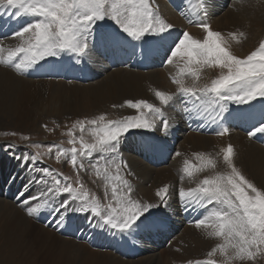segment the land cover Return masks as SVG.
<instances>
[{
    "label": "snow or ice",
    "instance_id": "6c2138e0",
    "mask_svg": "<svg viewBox=\"0 0 264 264\" xmlns=\"http://www.w3.org/2000/svg\"><path fill=\"white\" fill-rule=\"evenodd\" d=\"M212 7L213 0H206L204 16L196 21L189 19L190 24L203 29L206 38L196 39L187 30L179 31L166 46L168 55L163 64L179 69L172 81L177 85L178 96L192 105L184 111L194 114L201 123L209 120V125L219 128L215 134L223 135L228 131L225 125L230 106L251 104L258 98L264 100V42L246 58L233 55L229 50V40L222 33L213 31L207 22ZM5 15L10 18L7 23L20 18L30 20L10 37L0 39V64L22 74L50 58L75 57V63L82 64L94 53L98 42L97 25L106 21L115 24L128 41L137 45L146 44L149 38L159 39L171 34L175 27L161 18L154 0H0V18ZM15 38L22 41L18 47L6 48L3 45L4 39ZM232 38L235 39V34ZM118 47L115 41L101 43L102 49ZM206 66L219 68L221 74L210 83L201 85V72ZM189 79L191 83H187ZM155 95L165 106L173 99L163 91H157ZM127 106L140 115L111 121L106 120L105 115L77 120L68 132L72 147L67 151L77 179L81 170H94L95 175L106 182L103 202L84 190L82 183L77 188L73 186L75 181L66 176L57 178L59 174L54 175L49 168H32V172L43 174L42 177H29L35 184L45 186L42 196L53 198L61 193L67 194L59 203V208L63 209L58 217L60 223L66 224L70 213L91 215L100 227H107L113 235L121 237L135 234L142 226L163 227L162 222L153 221L147 225L145 222L149 221L154 210L167 207L169 189L164 187L155 193L159 198L157 203H142L136 199L133 185L126 178L133 173L127 161L122 159L119 146L131 129L145 132L162 129V135L169 136L172 134L171 126L161 108L152 103L128 101ZM143 109L159 114L161 125L157 127L155 122H148ZM88 127L92 128L91 141L85 140ZM77 130L79 136L75 134ZM258 131L264 133V126ZM141 143L145 150L151 149L150 143ZM54 147L48 146L47 153L51 154ZM64 154L58 149L56 160ZM94 154H97L95 158ZM233 154V147L228 146L223 156L226 173L210 175L198 186L178 191L184 210L197 214V219L192 221L195 227L206 229L209 237L220 241L208 252L209 258L203 264H234L236 261L243 264L264 252V191L241 173L234 163ZM197 159L203 161L205 158L198 155ZM20 160L21 163L31 161L35 165L42 161V154L23 155ZM206 167L215 169L216 162L208 159L206 164L202 163L197 168L186 160L184 170L191 178L194 172H202ZM47 177H51L54 183L49 185ZM39 199L34 195L20 201L21 205H27V215L33 216L44 207L43 203L32 206ZM217 254L221 256L220 260L213 259Z\"/></svg>",
    "mask_w": 264,
    "mask_h": 264
},
{
    "label": "rangeland",
    "instance_id": "374dc122",
    "mask_svg": "<svg viewBox=\"0 0 264 264\" xmlns=\"http://www.w3.org/2000/svg\"><path fill=\"white\" fill-rule=\"evenodd\" d=\"M166 1L170 2V0H166ZM171 1H172V3H174V5L172 6V8L168 9L170 11H168V10L165 11V10H163V7H164L163 2H161L159 0H154L155 5H158V12H159L161 18L162 19L164 18L167 22H171L175 26L173 29V32L171 34H165L164 37L159 38L162 40H159L158 43L165 44L166 46L169 45V43H171V38L177 36L179 34V31H182V30H187L196 39L206 38V33H204L202 28L196 27V26H194V24H190L189 21L185 20L186 19L185 18V12H184L185 10H182L180 15L178 14L179 9H177V6H176V1H178V0H171ZM189 1L190 0H179V3L181 5H185V4H187V2L189 3ZM253 1L254 0H213V2L217 5H213V7L211 9V13L209 14V18H207V22H210L211 29L213 31H218V32L222 33L224 38L228 39L229 42L232 41L230 43V49L229 50L231 51V53L233 55L237 56L238 58H246L247 55H249L252 51L258 50L259 45L262 42H264V23L259 24L257 26L258 29H255L251 33L252 41L250 42V40H249V45L252 44V46H248V44L245 40V36L240 35L239 29L228 27V25L230 26L232 24L233 20L226 18V15L228 13H233L235 11V9H233V8H236V6L238 4L240 5V8H239V10H240L244 5L253 4L254 3ZM200 3H201V5H200ZM193 6H194V11L198 12V17L196 18V20H199L201 17L204 16L203 15L204 13L202 14V12H201L202 10H200V9H201V7L203 8V10L206 9V1L197 0V4L196 5L193 4ZM237 11H238V8H237ZM182 12H184V13H182ZM171 13L177 19L179 18L178 19L179 21L183 19L181 21L182 23L180 22V24H179V23L173 22L171 19V16H169V14H171ZM237 14L240 15L239 12L236 13V16H238ZM187 19L189 20V18H187ZM191 20L196 21L192 17H191ZM245 27H246V24H244L243 28H245ZM191 28L196 30V32H192ZM225 29L226 30L228 29L227 32ZM110 30H114L115 32H118L119 34H122L119 32V29L116 27L115 24H113L111 21H106V22H103V23H100L97 25V29H96L97 37L100 38L103 33L109 32ZM231 32H233L235 34V39L232 38ZM3 38H5V37L0 33V39H3ZM149 39L158 40L156 38H149ZM4 40H7V39H4ZM242 40H243L244 45H242V46L237 45V44H240V42ZM4 43L5 42H3V44ZM5 47L6 48H15L16 45L12 43L11 45L8 44V46L5 45ZM99 51L101 53V56L97 55V53L94 52L89 57L90 59L87 58L88 63L85 62L86 60L84 61V63L87 65H84L83 63L79 64L80 67L87 66L89 68V71L91 72V73L88 72V75H87V73H85V72H87L86 67L83 68L82 70L78 69L79 72L86 74L85 76H87V77H85L84 79H87L88 81L85 80V82L75 81V79H77L76 77H74V78L68 77V78H65L66 80H64V81L56 80V78L59 77V76H57V75H59V73L56 74L57 67H58V65L55 64L56 58H50L49 60L42 63L45 66L47 65V68L45 69V71L52 72V76L47 77V76L43 75V76H45V78H47L49 80V82H55V83L63 82L64 84L61 86H59V85L54 86V84H52L51 89H47V92L45 93V96L43 97V99H42V101L38 107L40 109L39 111H41V112H39L36 119L31 121L30 123L28 120H24V119L19 120L18 117H16L14 114L15 113V106H14V104L12 105V101L6 99L4 94H3L4 97L1 96V94H0V183L2 185L0 187V190L3 189L4 191H6V190L10 189V191H11L10 196H9L10 198L7 196H4V194H3V195H0V200L10 201L16 207H18L21 211H26L27 205H21L20 201L22 199H25V198H30L34 195L40 197V199L38 201L33 202L32 206H36L37 203H43L44 207L40 208L37 213L33 214V216L28 215L29 218H31V221L36 223L39 228H41L43 230L46 229L49 232L51 231V233H55V234H57L63 238H66L67 240H71V237L68 236V234H67L68 229L66 231V234H67L66 236L61 234L60 226L62 223H60V220H56L58 217L61 216V213L63 212V209L59 208V203L61 200L64 199L65 195H67V194L61 193V194H58L57 197H53V198H48V197L42 196L41 193H42V190L45 186L35 184L34 181H30L29 177H30V175L34 176V177H42L43 174L40 172H32L31 171L32 168L33 167L49 168V169L53 170L54 175L59 174L57 176V178H62V177L66 176L69 178L70 181H75L73 186L77 187V188L79 187L80 183H82L84 185V190L88 191L91 196L96 197L103 202L104 188H105L106 182L101 177H97L95 175L94 170H92L90 168H88L86 170H81V172L79 173V178L77 179L76 172H75L73 166L71 165V162L69 159L70 152L67 151L72 147V145L69 143V140L71 138L68 136V132L71 130L72 125L77 120L95 119V118H98L100 115H105L106 120H109V121L120 120V119H124L126 117H129V116H139L140 112H138L135 109L129 108L127 106V102H125L123 105H118V104H116V102H110V101L108 102V100H107L108 96L110 97L113 95L109 91H107V92L105 91V93H100V94L95 93V94H97V98L99 97L97 99L98 104L97 103L96 104H89L88 102L86 103L85 93H72L74 95V98L70 99V101L72 102V105L70 104L68 106L65 105L63 102H61V104L62 103L64 104L63 106H58V104H53V102L51 101L50 98H54V95H57L58 91H63V90L72 91L76 87V86H74L75 84H77V86L81 85L82 87L89 85L88 87H90V86H94L96 84L98 85V82L99 83H106L110 79L109 78L110 75H112L116 72L130 71V72H134V73H139V72L143 73L144 72V73L152 74V73H155L157 71L159 72L162 70H166L167 67L169 68V65H167V64H165L163 68L156 66L154 69H148V70H144V71L131 69L128 66H118L116 64L107 67L105 65V64H107V61H105V60H103V62L101 61L103 50L100 49ZM115 52L116 51L113 50L111 53L115 54ZM97 56L99 57V60H98ZM66 66L70 67L69 64ZM170 66L173 67L172 65H170ZM0 68L3 70H6V71L8 70L7 74L11 75L15 80H20V81L23 80V81L27 82V80L34 81L36 78L35 76L34 77H26L25 76L26 73L22 74L21 72H18L13 68H10L8 65L0 64ZM41 68L43 69L42 65H37L36 73L39 72V74H40V71L42 70ZM92 68H95V69H92ZM100 68L103 69L102 70L103 72L101 71ZM220 74H221V70L219 68L206 66L203 68V70L201 72V80L199 81V83L201 85L208 84L211 82L212 79L218 78ZM173 93L175 94V95H173V97L174 96L175 97L171 102V105L173 106L172 111L175 115L178 114L177 118L181 119L182 125L181 124L180 125L182 126V128H181L182 130H180L179 133H178V131L175 132L176 133L175 136H177L178 139L173 140V141H175V144L172 147L173 152H172V157H171L169 162H167V163H165V165H161L159 167L153 166L155 163L161 164L162 152H161L160 146H161V142H163L162 139L166 140V143L173 142L172 140H169V138H165V136L162 135V129H161V131H159L160 133L157 131L145 132V130L131 129L126 134L127 139H125V141L119 146V151L122 154V159L127 161L128 166H129L128 157H135L136 159H138L141 162V164H144V166L152 168L153 171L154 170L159 171L162 169H171V173L173 174L174 180H165L166 182L163 181L162 182L163 184L161 183V185L164 187L168 186L169 193L166 196V199L168 200V202H171L170 200L174 199V197H175L174 195H176V193L180 189L185 190L184 189L185 184L187 186H190L194 183L192 180H190L192 177L189 178L187 176V173L184 170L186 160L191 164L196 163V165L199 167L202 163L206 164L208 159H212L215 162H217L218 160L219 161L221 160L220 162H223L222 156L225 154L224 149L221 151V150L216 149V148L215 149L211 148L212 150L210 149L207 151L206 147H203V148L202 147H200V148L194 147V149L188 148V150H187L188 152L184 151V149L188 143L186 141L187 137L191 133L196 132V127L193 125V127L191 128L189 123L185 122L187 115L190 113L185 112L184 109L191 107V104H188V102H185L184 100H182L181 97L178 98L179 96H177V93L175 91ZM133 94L134 93H132L128 97H131ZM110 98H112V97H110ZM126 100H128V99H126ZM258 100H260V98H258L256 101H258ZM252 102L255 103V101H252ZM80 103L82 105L79 106ZM174 103H175V105H174ZM245 105H239V106L244 107ZM121 109H123L125 112L122 113ZM142 111L144 114H146V115L148 114L147 116H145V118L148 122H154L152 119L158 121L159 123L162 122V118L160 120H157L154 116H152L151 112L148 113L147 109H143ZM46 112H48V113H46ZM49 112H51L52 114H49ZM42 113H44V114H42ZM125 114H126V116H125ZM153 114L155 115V113H153ZM149 115H151L152 117ZM183 115L185 117H183ZM156 116L158 117L159 115H156ZM164 117H166V116H164ZM182 117H183L184 121L182 120ZM263 117H264V115L262 116V118ZM198 121L200 122L199 119H198ZM203 123L209 124V120L206 119V120H204ZM45 125H46V127H45ZM229 126H228V128L230 130L231 136L228 137L226 135V133L224 134V136L227 139H229V143H228L229 146L233 147V150H234L233 160H234L236 167L241 171V173L248 180L252 181L257 186L258 189H260L261 191H264V187L261 186V184H259V182H257L247 172V170H245L242 167L241 163L239 162V159H238L239 157L237 154L238 149L235 146V140L233 138V137L237 136L238 134H242V136L244 134L246 136H250V134H252V131H251V133H248L249 130L236 129L238 127H236L234 129V128H231ZM217 129L219 130V128H217ZM177 130H178V128H177ZM75 134L77 136L80 135L78 130L76 131ZM200 135H202V134H200ZM154 136H157V137L153 138ZM202 136H209V137L213 138L212 140H214V137L219 136V135H216V134L214 135V133H210L208 135H202ZM24 137H28V139L26 140V139H24ZM222 137H223V135H221V139L217 138V139H219L218 142H223ZM263 137H264V134H263ZM137 138H138L137 142L134 143V140H136ZM151 138H153V139H151ZM92 139H93L92 128L88 127L85 130V140L91 141ZM149 139H150V141H149ZM250 140H252L254 142L258 141L257 143L264 147V138H262L259 141L258 137H252V138H250ZM142 141H146V142L150 143L151 149L145 150V148L143 147V145L141 143ZM214 142H216V140H214ZM128 144H129V147H126ZM37 145H39L40 147H37ZM50 145H55V147L53 148V152L51 154H48L47 148ZM58 149L63 150L65 152V154L61 156L60 160H56V158H55V153ZM193 150H195V151H193ZM213 150L215 151V153L218 151V153H216V154L213 153ZM37 152L42 154V161L36 162L35 165H33V163L31 161H29L27 163H21V160H20L21 156H23V155L31 156V155H35ZM177 152L178 153L184 152V157H183L184 159H182L180 162L178 161L179 162L178 164H175L174 160L176 158H178V156L175 155V153H177ZM138 153L142 155L141 158L138 156ZM96 155L97 154H94L93 158H95ZM198 155H202L205 159L203 161L196 159ZM221 167H223V169L220 168V169H217L216 171H215V169L212 170L211 167H206L204 171H206L207 173L205 175L199 174L200 177L197 178V180H199V183H201L202 178L203 177L205 178V176L208 177L210 175L224 174L228 171L225 168L224 162H223V165ZM216 168H217V164H216ZM177 170H178V172H177ZM175 171L177 173H179L178 177H177L178 178L177 182L175 180L176 174H177ZM162 174L157 172L156 176H162ZM154 177H155V175H154ZM126 178L133 185V189H134L133 190V196L136 199L140 200L142 203H151V202L154 203L155 201L159 202V198H158V200H156L157 196L155 197L154 194L161 189V187H162L161 185L154 188L155 184L153 185V182H148L149 180L148 181L143 180V182H142V180H139L140 182L138 184V189H137V183H135V181L137 180V177H135V175L133 174L131 176L126 175ZM47 179L49 181V185L54 183V181L52 180L51 177H47ZM185 179H187V181H185ZM168 181H171V182H168ZM174 182H176V183H174ZM182 182L184 184L182 186H180V183H182ZM3 184H7V185H3ZM19 184L20 185H27L28 190H27V188H26V190L20 188L22 186H19ZM144 184L146 185L147 188H149V189L152 188L154 190V192L152 190V197H150V198L144 197L143 198L141 196L140 191H139V187L141 185H144ZM196 186H198V185H196ZM196 186H193V187H196ZM175 189L178 191H175ZM22 190H23V196H21L19 194L20 192H18V191H22ZM49 205H50V207H49ZM174 205H175L174 208L178 210L177 212L180 215L179 210L183 209L181 203L180 202L174 203ZM51 207H53V208L51 209ZM167 209H168V206L160 208V209H156V213H158V212L160 213L162 211L164 212ZM48 211H52L50 213L53 214L54 216H53V222L50 219H48L46 221V223H47L46 224L44 222H41V216L43 214H47ZM156 213L152 212L150 216L155 215ZM51 214H49V215H51ZM69 215H70V219L67 221L68 225H72V224L74 225L77 223L78 228H79V226H82V228H83V230L73 231V233H75L81 237V240H77V241L75 240L74 241L72 239L71 241H74L77 244L83 243V244L87 245L88 248H90L91 250H94V251H99V252L100 251L101 252L102 251H109V252H113V253L115 252L114 250L107 249V247H103L98 242V239L101 237V233H100L101 231L104 232L106 230V232L110 233V231L107 229V227H103V228L100 227L99 223L96 222V220L91 215H85V216H87V218L85 219V222L87 224L86 226H83V224L80 220L77 222L75 215H71V214H69ZM79 215H84V214H79ZM88 217H92V220L89 219ZM182 219L184 220V218H182ZM193 220H195L194 216H190L189 213L185 211V221L180 222V226L185 227V228H183L181 231L178 230L176 232L169 231L170 236L171 235H173V236L170 237V239L167 241V243L164 244L162 247H161V245L163 243L156 244L158 246L154 249V251H151L150 253L148 252L145 255V257L150 258V257H152V255H154V254L157 255L161 250L165 249L164 251L166 252V254L168 256V259L171 260V264H173V263L176 264L175 263L176 261L173 260V258L176 256V253L185 254L184 258H186L187 264H189V262H191V264L192 263L197 264V262H200V264H203V262L209 258L207 255L208 252L211 251V249L213 247H215L216 244L219 243L220 241L217 238L209 237L207 235L206 229L201 228L202 229L201 232H200V229H196L195 226L192 225V224H194V223H192ZM71 221H72V224H71ZM92 223H94L97 226L98 231H94L92 229V225H91ZM187 225H191V227H187ZM195 231H196V233H194ZM197 231L199 232V234ZM184 232L189 234V235L186 236ZM93 235H97V237H95ZM115 237L119 241H123V240L127 239V238H125V239L121 240V236L118 234L115 235ZM68 238H70V239H68ZM199 239H202L205 242V245H204L205 247H199L195 244ZM172 243H175V245H176L175 248H177L176 250H175V248H169L170 247L169 245H171ZM191 244H192V246H190ZM142 245H145V244H142ZM193 245H195L197 247H195V246L193 247ZM150 246L154 247L155 245L150 244ZM191 247H193L194 249H196V248H199V250L201 249L199 251L198 255L196 254L197 257L192 251L194 249ZM62 248L63 247H58V248L54 247L53 248L50 246H46V245L38 243L35 240L23 241L18 236L17 237L13 236L11 233L5 234L0 229V264H112L111 261L103 260L102 258H100L98 256H90L89 254H86L87 255L86 258H82L79 255H74L72 253L66 252V251L62 250ZM115 253L117 254V252H115ZM142 256L143 255H137L135 258H131V260H137L140 257L142 258ZM192 257H195V259ZM213 259L220 260L221 256L219 254H217V256L213 257ZM133 262H135V264H138L137 262H139V261H133ZM184 262L185 261H182L181 263H184ZM143 264H146V262H143ZM234 264H241V262L236 261V262H234ZM243 264H264V252L258 253L254 260L245 261V262H243Z\"/></svg>",
    "mask_w": 264,
    "mask_h": 264
},
{
    "label": "bare ground",
    "instance_id": "6f19581e",
    "mask_svg": "<svg viewBox=\"0 0 264 264\" xmlns=\"http://www.w3.org/2000/svg\"><path fill=\"white\" fill-rule=\"evenodd\" d=\"M159 1L163 2V6H164L163 10H165V11L168 10L169 8H172V6L174 5V3H172L171 0H170V2H167L166 0H164V1L163 0H159ZM253 2H254L253 4L250 3L252 6L251 5H244L240 10H239L240 5L238 4L236 6V8H233V9H235V11L233 13H228V14L226 13L227 14L226 18L233 20L232 24L230 26L228 25V27L229 28L232 27V28L239 29L240 30V35L242 33L243 34L242 36H245V40H246L248 46H252V44L249 45V40H250V42L252 41L251 33L255 29H258L257 26L259 24L264 23V0H254ZM193 4L196 5L197 1L194 2ZM237 8H238V11H237ZM168 11H170V10H168ZM201 12L203 14V13H205V10H202ZM238 12H239L240 15H238V14L237 15L240 18L238 16H236V13H238ZM172 13L169 14V16H171L172 21L175 22V23H179L180 24V22L183 19L181 18L182 20L179 21L178 20L179 18L177 19ZM191 17L194 18V20H196L198 15L197 16L196 15H192ZM207 18H209V16ZM208 23L210 24V22H208ZM244 24H246L245 28H243ZM17 30L18 29H15L14 32L17 31ZM227 30H226V32H227ZM191 31L192 32H196V30H194L192 28H191ZM231 33L234 34L233 32H231ZM159 40H162V39L156 40L157 44H158ZM171 41H172V38H171ZM3 42H5L3 44L4 46L5 45L8 46V44L11 45L13 43V44L16 45V47H18L22 43L20 38L9 39V40L7 39V40H4ZM231 42L232 41H230V43ZM237 45H241V46L244 45L243 40L240 42V44H237ZM99 50H100V48H95L94 52L97 53V55L101 56V53H100ZM5 55H6V53H5ZM97 58L99 60L98 56H97ZM69 59H70V57L64 56V57H62L60 59H56L55 60V64L58 65L56 74L59 73V75H57V76H60L61 72H63L62 70H64L63 67L68 65L67 61ZM85 62H87V59H86ZM69 66L71 67L72 65L69 64ZM92 69H95V68H92ZM100 69H101V71L103 70L102 68H100ZM178 72H179L178 68L171 67L170 65H169V68L168 67L166 68V70H162V71H159V72L157 71V72L152 73V74H148V73H144V72L143 73H140V72L139 73H134V72H130V71L116 72V73L110 75V77H109L110 79L106 83H99L98 82V85L96 84V85L90 86V87H88L89 85L82 87L81 85L77 86V84H75L74 86H76V87L72 91H70V90L58 91L57 92L58 94L54 95V98H50V99L53 102V104H58V106H63L64 104L68 106L70 104L72 105V102L70 101L71 98H74V95L72 93H85L86 103L88 102L89 104H96L97 103V99L99 97L97 98V94H95V93H99L100 94V93H105V91L106 92L109 91L113 95L110 96L112 98H110L108 96V98H107L108 102L109 101L110 102H116V104H118V105H123L125 102H128V101L139 102V101H142V100L146 101L148 103H152L155 107H160L162 112H163V116H166V118L168 119V122H169V124L171 126V133L172 134L169 135V136H165V138H169V140L173 141V140L178 139V137L175 136L174 133L176 131H178V133H179L180 130H182L181 129L182 128L181 119L177 118V116L172 111L173 106L171 105V102H172V100L174 99L175 96L169 102V105L165 106V105L161 104V102L159 101L158 97H156L155 93L157 91H163V92H165L168 95H171V96L175 95L173 92L175 91L177 93V85L175 83H173L172 77L174 75H176ZM7 73H8V70L6 71V70H3V69L0 68V94H1V96H3V94H4L6 99L12 101V105L14 104V106H15V113H14L15 116L18 117L19 120H23V119L24 120H28L29 123L31 121H33L34 119H36V117L38 116L39 112H41V111H39L40 109L38 107H39L43 97L45 96V93L47 92V89H51L52 84H54V86L55 85L61 86V85L64 84L63 82H61V83L49 82V80L47 78H45V76L39 74V72H37V75L35 76L36 78H35L34 81L27 80V82L23 81V80L22 81L15 80L11 75H9ZM68 77H69V75L66 76V78H68ZM187 83H191V80L189 79L187 81ZM132 93H134V94L131 97H128ZM177 96H178V94H177ZM178 98H180V97H178ZM126 99H128V100H126ZM61 102H63L64 104L63 103L61 104ZM80 105H82V104L80 103L79 106ZM174 105H175V103H174ZM263 107H264V100L255 101V103L252 106V109L254 111L253 120H262V119H264V117L262 118V116L264 115V108ZM232 109H233L232 106H230L229 112ZM121 111H122V113L125 112L123 109H121ZM44 113H42V114H44ZM46 113H48V112H46ZM148 113H150V112L148 111ZM49 114H52V113L49 112ZM151 114L157 120H160L162 118L159 114H155L154 115L152 112H151ZM147 115L144 114V116H147ZM156 115H159V116L157 117ZM125 116H126V114H125ZM149 116H151V115H149ZM183 117H185V116L183 115ZM183 117H182V120L184 121ZM226 119L228 121V123H227L228 126L229 125L233 126L231 121L229 120V118L227 117ZM152 120L157 124V127H159V125L161 123H159L158 121H156L154 119H152ZM195 122H196L195 123L196 128H199L200 130L204 129V126L206 125L205 123H200L198 121V119H196ZM236 124L240 125V122H238ZM177 127H179L178 130H177ZM216 130H218V129H216ZM157 132H159V131H157ZM226 135L228 137H230L231 133L227 131ZM156 137L157 136H154L153 138H156ZM153 138H151V139H153ZM217 138L221 139V135L215 136L214 140H216V142H214V140H212L213 138H211L209 136H202V135H200L198 133H191L187 137L186 141L188 143H187L184 151H187L188 148L189 149H194V147L195 148L206 147L207 151L210 150L211 148H214V149L216 148V149H219L221 151L224 149V152H225V150L229 146V144H228L229 143V139H227L224 136V134H223V137H222L223 142H218L219 139H217ZM233 138L235 140V146L238 149V151H237V154H238V157H239L238 159H239V162L241 163L242 167L245 170H247V172L257 182H259V184H261V186L264 187V147L261 146L260 144H258L257 143L258 141L254 142V141L250 140V137L246 136L245 134L243 136H242V134H238L237 136H235ZM167 144L172 148L173 145L175 144V141L167 143ZM126 147H129V144ZM193 151H195V150H193ZM213 153H215L214 150H213ZM216 153H218V151ZM183 157H184V152L180 153L178 158H176L174 160L175 164H178L182 159H184ZM220 161L218 160L216 162L217 168H215V171L217 169H220V168L223 169V167H221L223 165V162H220ZM128 164H129L128 167L131 169V171L133 172L135 177H137V180L135 181V183H137V189H138V184L140 182L139 180H142V182H143V180H147V181L149 180L148 182H153V185L155 184L154 188H156L159 185H161V183L163 181H165V180H174L173 174L171 173V169H162V170H159V171H156V170L153 171L152 168L144 166V164H141V162L138 159H136L135 157H128ZM193 165L198 168L196 163H193ZM157 172H159L160 174L163 173L162 176H156ZM177 172H178V170H177ZM206 173H207L206 171L194 172L193 177L190 179L194 183L192 185H190V186H187L185 184V188L184 189L188 190L190 188H193V186L199 185L200 183H199V180H197V178H199L200 175H205ZM178 174L179 173L176 174V179H175L176 182L178 181L177 180L178 179L177 178ZM154 175H155V177H154ZM203 178H202V180H203ZM205 178H207V176H205ZM185 181H187V179H185ZM168 182H171V181H168ZM176 182H174V183H176ZM7 184H3V185H7ZM183 184H184L183 182L180 183V186H182ZM1 186L2 185L0 183V187ZM19 186H22L20 188H22L24 190H26V188H27V187H25V185H20L19 184ZM161 188H164V186H162ZM167 188H168V186H167ZM27 190H28V188H27ZM152 190H153L152 188L151 189L147 188L145 184L141 185L139 187L140 194H141V196L143 198L144 197H146V198L152 197ZM3 191H4L3 189L0 190V195H3ZM6 191H8V190H6ZM175 191H178V190L175 189ZM18 192L23 193V190L22 191H18ZM153 192H154V190H153ZM154 196L156 197L155 194H154ZM174 196H175L174 199L170 200L171 202H168V205H167L168 209L166 211H164V212L162 211L160 213L159 212L156 213V210L153 211L157 215L155 214V215L150 216L149 221H146L145 224L146 225L147 224H151L153 221L162 222L163 223V227H161V229H163V234H167V233H169V231H174V232H176L178 230L181 231L183 228H185V227H181L180 226V222H184V220L182 219L183 215L180 213V216H178V212H177L178 210L174 208L175 207L174 203H179L180 202V198L178 196V192ZM156 198H157L156 200H158V197H156ZM154 203H157V201H155ZM50 205H49V207H50ZM52 208L53 207H51V209ZM179 212H180V210H179ZM71 215H75L76 216V221L78 222L80 220L82 222L83 226L87 225L86 222H85V219L87 218V216L79 215V214H71ZM88 218L92 220V217H88ZM91 225H92V229L94 231H98V228H97V226L94 223H92ZM192 225L195 226V224H192ZM142 227H144V226H142ZM187 227H191V225H187ZM141 228L135 234H133V235H131L129 237H127V236L123 237V238H127L132 243L134 248L139 252V255H143L142 258L140 257L137 260H131V258L134 257L131 254H125V255L119 256L115 252L113 253V252H109V251H102V252L101 251L100 252L99 251H94V250H91L90 248H88L87 245H85L83 243L77 244L76 242H74L75 240L76 241L77 240H81V237L79 235L73 233V231H75V230H83L82 226H79V228L77 227V223L74 224V225L72 224V225H68L67 226V229H68V233L67 234H68V236L71 237V240L73 239L74 241L67 240L66 238H63V237H61V236H59V235H57L55 233H51V231L49 232L46 229L43 230V229L39 228L36 223L31 221V218H29V216L27 215L26 211H21L18 207H16L10 201L0 200V229H1V231L4 232L5 234L6 233H11L13 236H16V237L18 236L23 241L35 240V241H37L40 244H43V245H46V246H50V247H53V248L54 247H56V248L63 247L62 250L66 251V252H69V253H72L74 255H79L82 258H86L87 257L86 254H89L90 256H98V257L102 258L103 260L111 261L112 264H135V262H133V261H139V262H137L138 264H143V262H146V264H171V260L168 259V256H167L166 252L164 251L165 249L161 250L157 255L156 254L152 255V257H150V258H148V257L146 258L145 257V255L148 252L150 253L151 251H154V249L158 245H155L154 247L150 246L149 243L146 244V245H141V243L144 241V236L147 235L146 231L141 232ZM201 230L202 229H200V232H201ZM100 233H101V237L99 239L101 240V243L102 244L104 243L105 245H107V242H104V240L105 239L106 240H110V238L112 237V233L111 232L110 233L106 232V230L104 232L101 231ZM194 233H196V231ZM198 234H199V232H198ZM185 235L187 236L189 234L185 233ZM68 239H70V238H68ZM195 244L197 246H199V247H205L204 246L205 242L202 239H199ZM169 246H170L169 248H175L176 245H175V243H172ZM190 246H192V244ZM194 246L195 245H193V247ZM197 246H195V247H197ZM193 247H191V248H193ZM176 249L177 248H175V250ZM200 250H199V248H196V249H194L192 251H193V253L195 255L196 254L198 255ZM184 255L185 254L176 253V256L173 258V260H175L176 262L175 261L174 262L176 264H187V261H186V258H184ZM197 255H196V257H197ZM192 258L195 259V257H192ZM182 261H185V262L181 263Z\"/></svg>",
    "mask_w": 264,
    "mask_h": 264
}]
</instances>
